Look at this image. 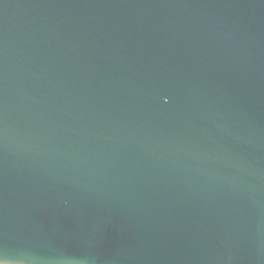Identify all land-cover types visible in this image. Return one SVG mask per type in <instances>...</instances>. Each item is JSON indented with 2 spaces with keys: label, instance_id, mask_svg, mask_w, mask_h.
I'll return each mask as SVG.
<instances>
[{
  "label": "water",
  "instance_id": "water-1",
  "mask_svg": "<svg viewBox=\"0 0 264 264\" xmlns=\"http://www.w3.org/2000/svg\"><path fill=\"white\" fill-rule=\"evenodd\" d=\"M5 264H264V0H0Z\"/></svg>",
  "mask_w": 264,
  "mask_h": 264
},
{
  "label": "snow or ice",
  "instance_id": "snow-or-ice-1",
  "mask_svg": "<svg viewBox=\"0 0 264 264\" xmlns=\"http://www.w3.org/2000/svg\"><path fill=\"white\" fill-rule=\"evenodd\" d=\"M0 264H5V261L3 259H0Z\"/></svg>",
  "mask_w": 264,
  "mask_h": 264
}]
</instances>
